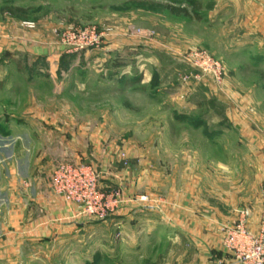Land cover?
Listing matches in <instances>:
<instances>
[{
    "label": "rangeland",
    "instance_id": "374dc122",
    "mask_svg": "<svg viewBox=\"0 0 264 264\" xmlns=\"http://www.w3.org/2000/svg\"><path fill=\"white\" fill-rule=\"evenodd\" d=\"M195 1L0 0V264H167L166 244L128 249L129 209L260 220L264 45L249 0ZM72 31L100 45L70 52ZM194 50L223 62V83L196 77ZM32 129L31 149L19 135ZM61 162L93 166L118 208L95 219L56 195Z\"/></svg>",
    "mask_w": 264,
    "mask_h": 264
},
{
    "label": "built area",
    "instance_id": "2783aa9c",
    "mask_svg": "<svg viewBox=\"0 0 264 264\" xmlns=\"http://www.w3.org/2000/svg\"><path fill=\"white\" fill-rule=\"evenodd\" d=\"M72 32L74 34L69 37V40L63 41L70 52L100 45V37H97L94 32L80 38L75 35V31ZM188 58L198 70L197 78H200L202 74L210 76L217 84L223 83L225 67L222 61L204 50H194ZM51 183L54 193L65 199L67 203L79 208L82 203H85L81 213H85L88 217L105 218L119 206L112 198V193L105 195L99 192L98 174L91 165L58 163L53 170ZM138 200L144 203L147 197L142 196ZM219 231L222 235L221 244L232 255L233 264H264V186L258 228L254 230L250 227L249 212L241 210L233 224L222 223L219 225Z\"/></svg>",
    "mask_w": 264,
    "mask_h": 264
},
{
    "label": "crops",
    "instance_id": "0c3cea01",
    "mask_svg": "<svg viewBox=\"0 0 264 264\" xmlns=\"http://www.w3.org/2000/svg\"><path fill=\"white\" fill-rule=\"evenodd\" d=\"M242 1L244 0H222L221 4L222 8L226 10H235ZM247 2H249L252 11L250 14L251 26H253V31L250 32L252 43L260 48L264 45V0H249ZM196 3L200 6V3ZM20 119L21 122L30 120L27 116ZM2 120L11 122L15 120V117H4ZM38 134L35 129L21 131L19 135L22 140L21 144L32 149L34 147L32 140L33 138L37 139ZM26 138L28 139L27 144L23 141ZM36 146L39 147L40 144ZM2 149L3 147H0V150ZM3 151L7 152L6 149ZM28 161L23 160L22 164H26ZM143 209L146 208L139 211L129 209L123 213L119 212L123 214L124 225H128L127 228L131 234L128 247L130 251H158L164 246L163 244H166V248L172 250L171 260L167 264H233L232 255L221 244L222 235L219 226L212 224L206 213H201L199 216L194 211L187 212L186 219L182 220L179 215L175 214L170 221L156 213L153 220L148 221L147 212ZM226 221L228 220L222 219V223H227ZM259 221L254 225L249 213V225L252 229L258 228Z\"/></svg>",
    "mask_w": 264,
    "mask_h": 264
},
{
    "label": "trees",
    "instance_id": "16d2710c",
    "mask_svg": "<svg viewBox=\"0 0 264 264\" xmlns=\"http://www.w3.org/2000/svg\"><path fill=\"white\" fill-rule=\"evenodd\" d=\"M188 4H190V6L195 10L197 11V9L200 8L199 4L196 3L195 0H188ZM167 8L172 12L174 13L175 15H181V14H188L189 11H188V8L187 7H172L170 5H167ZM15 10H22V8H15L13 9V11Z\"/></svg>",
    "mask_w": 264,
    "mask_h": 264
}]
</instances>
